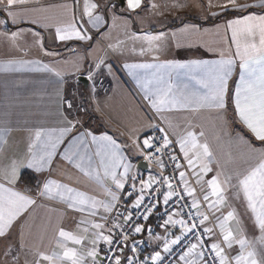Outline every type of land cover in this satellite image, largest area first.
<instances>
[{"label":"snow or ice","instance_id":"1","mask_svg":"<svg viewBox=\"0 0 264 264\" xmlns=\"http://www.w3.org/2000/svg\"><path fill=\"white\" fill-rule=\"evenodd\" d=\"M28 3L30 0H0V12L6 13L4 18L0 19V25L7 26L9 23L18 25L25 21L29 12L21 6ZM142 3L143 0H125L126 10L131 12L140 9ZM212 6V0H209V7ZM256 6L264 9V0H256V4L225 0V3L220 5L222 11H237L242 15L226 20L224 25L217 26V29L223 28L225 32L230 33V40L234 45V50L231 47L229 49L231 54L225 56L224 52H221L219 60H173L165 61L163 64L125 65L129 69L165 68L188 71L192 74L195 85L198 86L196 90L189 89L188 85H184L181 89L170 81L166 82L163 77L156 80L154 89L147 86L152 81L141 82L146 99L152 108L161 113L165 110L190 109L192 112H200L207 109L213 112L216 119L224 126L238 121L251 133L254 140L262 145L257 148L252 139H245L244 135L238 133L237 139L246 146L247 154L253 162H248L247 167L229 172L215 158L213 149L205 138V132L198 130V125L189 121L187 126L176 131L175 140L170 139L169 133L163 128L159 129L163 133L162 143L155 148L154 152H147L145 159L149 161L154 159L161 170L160 175L163 176L166 164L161 157L165 150L170 149L174 143L178 144L182 156L174 152L169 154V160L174 162L173 177L164 176L161 181L149 175L146 180L140 179V187L131 207L140 209L144 206L142 218L147 220L160 201L156 199L146 204L145 198L149 193L160 192L159 187L153 189V185L157 184H164L167 187V190L163 192L164 205H168L174 197L177 198L175 203L181 205V202L185 200L181 192L191 198V203H185L173 211L165 209L167 218L160 227L167 231L169 226H179L181 232L171 238L169 235L152 237L162 241V249L150 255V264H164L165 254L172 253L174 246L181 245L187 240L189 234L194 237V242L187 243L186 250L179 255L178 259L183 264H264V14L255 12L243 14L247 9ZM103 7L116 9L118 5L109 2ZM150 7L158 9L159 5L151 3ZM100 8L101 5L94 0H84L83 13L89 18L93 27L105 22L104 17L98 14ZM211 14L218 15V13ZM115 19L114 16L113 23ZM37 22L36 19L31 20L33 24ZM189 30L199 31V26L188 25L180 31L188 32ZM28 33L36 37V43L43 49V37L39 32H33L31 29L18 28L16 31H3L0 32V37H4L13 47L19 49L18 42ZM169 35L175 37L177 33L147 32L140 36L133 34L130 39L146 42L147 49L143 46L139 49L140 54L143 55L145 51H158ZM55 36L60 41L92 39L88 30L77 26L74 20L64 26L56 27ZM109 47L118 48L119 44L109 45ZM56 54L45 51V55ZM17 63L14 59L9 60L0 70H18L15 68ZM19 63L27 65L34 62L19 61ZM100 63H103V60ZM43 67L48 69V65ZM234 73L238 76V82H234L230 94L229 81ZM67 107L72 108L71 102H67ZM63 121L66 124L65 127L35 130L24 156L10 159L0 171V238L7 239L11 235L20 219L37 206V198L58 201L68 209L82 214L86 212L89 218L82 217L75 231H68L64 227L57 226L54 237L55 247L49 249L33 247L29 253H25L23 261L16 246L6 245L2 255L5 258L11 257V260L10 262L0 261V264H104L105 259L110 264H146L145 261L137 260L136 242L128 244L130 235L124 231L120 222L121 218L123 224L132 221V211L125 208L126 214L117 212L112 227L107 229L105 223L90 219L95 217L100 209L109 214L113 212L121 200L119 193L125 188L129 179L133 181L132 189L136 190V176L130 177L133 166L123 156L120 145L111 136L106 134L97 136L85 131L78 137H73L69 147L63 152V160L79 170L88 183L101 186L107 199H99L88 191H82L79 187L62 182L60 179H43L42 183L37 184L35 190L27 186L23 189L17 187L18 181L21 180L22 169L31 168L36 172H43L52 167L54 157L57 155L59 146L64 143L65 136L71 133L79 123V121L74 122L68 119L67 116H63ZM168 125L174 130L179 127L173 125L171 121H168ZM11 131L9 128L0 129V146L8 143L7 137ZM154 142L153 137L145 138L142 141L144 147L141 148L137 140L133 141L141 154L145 153V149H152ZM93 144L97 146L94 154L100 157L96 166H93L92 157L88 155V149ZM38 145H41L39 149ZM2 151L3 148L0 147V152ZM181 160L185 163H181ZM214 163L220 165L219 168L214 169ZM175 170H179V185L173 183L177 175ZM213 172L211 179L206 180L205 177ZM190 177H194L195 180L193 181ZM71 179L69 177L70 181ZM108 181L114 186L115 191L107 186ZM79 182L77 179V183ZM180 185L182 188L177 191ZM194 185H199V190L203 193L202 197H197L198 189ZM230 190L233 191V199L243 202L249 223H245V219H242L237 209L230 204ZM127 195L132 196L133 192H128ZM205 206L207 210H202ZM185 208L188 209L187 212L184 211ZM224 209H227L226 213ZM216 213L220 215L216 216ZM210 215L215 219L214 225L201 229L200 225L209 222ZM103 219L107 222L108 217L105 216ZM90 230L91 235H89ZM249 230L252 232L258 230L259 235H253L250 238ZM131 231L139 234L145 231V225L134 224ZM148 231L151 235L152 230L148 229ZM205 236L209 238L207 243ZM19 237L18 247L26 248L23 225H19ZM101 241L108 246L103 256L99 246ZM69 242L75 246L70 247ZM126 247H130L132 256L125 255ZM232 252L235 254L233 255ZM29 255L31 259L28 258Z\"/></svg>","mask_w":264,"mask_h":264},{"label":"crops","instance_id":"2","mask_svg":"<svg viewBox=\"0 0 264 264\" xmlns=\"http://www.w3.org/2000/svg\"><path fill=\"white\" fill-rule=\"evenodd\" d=\"M204 1L205 10L201 13L202 11L195 7L204 4ZM243 1L245 0H238V3L245 4ZM94 2L101 5L98 14L102 15L105 21L96 27H93L89 18L83 13L84 0H30V3L21 6L29 12L25 21L18 25L11 23L7 26L0 25V32H11L23 28L39 32L43 37V49L36 43V37L31 33L26 34L18 42L19 49L13 47L4 37H0V68L9 60L14 59L18 62L15 65L18 70H0V129L12 130L7 137L8 143L0 146L3 148L0 152V171L10 159L24 156L35 130L65 127L63 116H67L74 122L79 121L77 127L65 136L64 143L59 146L51 168L43 172H36L31 168L21 170V174L25 171L35 174L37 180L30 185L20 180L17 183L18 188L23 189L27 186L35 190L37 184L42 183L43 179L52 178L71 183L72 186L88 191L99 199H107L101 186L88 183L79 170L63 160V152L69 147L73 137L88 131L97 136L104 134L111 136L120 145L123 156L132 164L130 177L136 176V190H133L134 195L129 201L131 205L138 193L140 179L146 180L149 175L156 178L163 177L151 168L139 167L138 164L144 154H141L133 143L137 140L143 148L142 141L148 138L147 134L153 128L150 125H156L158 121L163 122L174 137L176 131L187 126L189 121L198 125V130L205 132V138L212 147L215 158L224 165L226 171L242 169L247 167L248 162H253L247 154L246 146L237 139V134L244 135L245 139H252L257 148L262 145L255 141L251 133L238 121L224 126L216 119L215 114L207 109L200 112H192L190 109L165 110L161 113L152 108L146 99L141 82L152 81L147 86L154 89L156 80L163 77L166 82L170 81L181 89L184 85H188L189 89L196 90L198 86L195 85L191 73L183 69L125 67L126 64H163L165 61L173 60L215 61L220 59L221 52H224L225 56L230 55V47L234 50L230 33L225 32L223 28L217 29V26L224 25L226 20L238 17L242 13L222 11L220 5H223L225 0H212V7H209V0H143L141 8L131 12L126 10L125 0L124 2L94 0ZM109 2L116 3L118 7L104 9L103 5ZM151 3L158 4L159 8L152 9ZM178 4L184 6L177 7ZM248 12L264 14V9L253 7L243 14ZM211 13H218V15ZM5 15L6 13L0 12V19H3ZM114 16L115 23H113ZM33 19L38 22L31 23ZM73 20L77 22V26L88 30V34L92 36L91 40L60 41L56 38L55 28L71 23ZM188 25H198L199 31H180ZM205 29L209 31L205 32ZM147 32L153 34L175 32L177 35L175 37L169 35L158 51H145L141 55L139 49L142 46L147 49L146 42L132 40L130 37L133 34L140 36ZM116 44H119L118 48L109 47ZM45 51L57 54L45 55ZM101 60L103 63H100ZM19 61L34 63L21 65ZM43 65H48V69H45ZM81 76L87 80V84L80 80ZM101 82L106 84L105 88L100 86ZM234 82H238V76L235 73L229 81L230 94ZM67 102H71V109H68ZM168 121L179 127L174 130L169 127ZM40 146L38 145V149ZM96 147L93 144L88 149L93 166H96L100 160V157L94 154ZM219 166L213 164L214 169ZM213 175L214 172L209 173L205 179H211ZM69 177L72 178L71 181ZM190 179L195 180L194 177ZM107 186L115 191L110 181L107 182ZM194 186L198 189L197 197H202L203 193L199 190V185ZM229 201L240 213L241 218L245 219V223H249L243 202L233 199L232 190L229 191ZM224 211L226 213L227 209ZM107 214L100 209L96 216L90 219L105 223L103 217ZM215 215L219 216L220 213ZM82 217L89 218L86 212L82 214L68 209L58 201L37 198V206L20 219L11 235L7 239L0 238V261L10 262L11 260V257L5 258L2 255L8 244L16 246L21 261L25 258V253H29L33 247L54 248L57 226L64 227L68 231H75ZM154 219L151 217L144 223L145 231L141 234L150 255L162 249V241L153 239V235H150L148 231ZM214 223L215 219L210 215L209 222L203 226L212 227ZM19 225L24 226V243L27 245L24 249L18 247ZM105 226L106 229L109 228L106 223ZM180 232L179 226H169L167 231L161 227L158 236L169 235L171 238L173 235H179ZM253 235L258 236V230L256 232L249 230V237ZM69 246L75 245L69 242ZM99 246L102 249V255L106 244L101 241ZM235 247L238 248V246ZM232 254L234 255L235 252ZM28 258L31 259V256L29 255ZM177 264H183V262L178 261Z\"/></svg>","mask_w":264,"mask_h":264},{"label":"built area","instance_id":"3","mask_svg":"<svg viewBox=\"0 0 264 264\" xmlns=\"http://www.w3.org/2000/svg\"><path fill=\"white\" fill-rule=\"evenodd\" d=\"M100 86L102 88H105L106 84L101 82ZM155 126H157V127H153L147 134L148 137L155 138L154 146H153L152 149H147L145 151L143 158H145V155H146L147 152H149V151L154 152L155 148L159 147L160 143H162L163 133L160 132V130H159L160 128H163L165 131H167L169 133V138L170 139L175 140V137L166 129V127L163 124V122L158 121ZM172 152H174L178 156H182V153L179 152V145L178 144L174 143L170 147V149L165 150L164 154L161 157L165 161V164H166V167L163 170V177L164 176L173 177L174 162H171L169 160V154L172 153ZM145 160L147 161V163H148V165L150 166L151 169H153V170L157 171L158 173H160L161 170L159 169V166L155 163L154 159L151 160V161H149L148 159H145ZM180 162L181 163H185L183 160H181ZM175 171H176L177 175L173 179V183L179 185L180 184V182L178 180V171L179 170H175ZM163 177L162 178H157V179L162 181ZM131 185H132V180L130 179L127 182L124 190L120 193L121 200H120L119 204L113 210L112 213H110V214L108 213L107 214L108 220H107V222H105V221L104 222L106 223V225L108 227H112V223L114 222V220L116 218V213L117 212H121V213H125L126 214L125 208H127L130 211H132L133 212V220L132 221H130L128 224H123V220L121 218L120 222H121V224L123 226L124 231L128 232L129 235H130V240L128 241V244L130 245L133 241L136 242L137 260L138 261H145L146 264H150V261H149L150 254L148 253L146 243L143 241V239L141 237L142 232L137 234V233L131 231L132 226L134 224H144L151 217H154L155 218L154 222L149 225L148 229L152 230L151 235L157 236V235L160 234V229H161L160 225H162L164 219L167 218L166 213H165V209L167 208L168 211L177 210L185 203L190 204L191 203V198L187 197L185 193L181 192V195L185 196V200L181 202V205H177L175 203V200L177 199L176 197H174L173 200L170 201L168 205H164L163 204V192L167 190L166 185H164V184L153 185V189L159 187L160 188V192L159 193H154V194L153 193H149L148 195H146L145 203L148 204L149 202H154L156 199H159L160 202L156 205V208L153 210L152 215H150L147 220H144L142 218V214L145 211L144 206H141L140 209H134V208L131 207L132 204L131 205L129 204V201L131 200L132 196L134 195V192H133V189H132ZM181 188H182V185H180V187L177 188V191H180ZM128 192H133V195L132 196H128L127 195ZM202 210H207L206 206ZM184 211L187 212L188 209L185 208ZM193 211H195V210H193ZM184 218L188 219L187 216H184ZM200 228L203 229L204 226L200 225ZM114 231H119V230L118 229H114ZM141 241H142V243H141ZM189 242H194V237L191 234H189V237L187 238V240L182 242L181 245L174 246V249H173L172 253L165 254L166 258H165L164 264H177L178 261H179V259H178L179 255L182 254V252L186 250V245ZM205 242L206 243L208 242V237L207 236H205ZM107 247L108 246L106 245L105 250L107 249ZM103 255H104V252H103L102 256ZM125 255L126 256H132V252H131L130 247H126L125 248ZM104 264H110V262L107 259H105Z\"/></svg>","mask_w":264,"mask_h":264},{"label":"trees","instance_id":"4","mask_svg":"<svg viewBox=\"0 0 264 264\" xmlns=\"http://www.w3.org/2000/svg\"><path fill=\"white\" fill-rule=\"evenodd\" d=\"M121 2H124V0H121ZM37 177L35 174H32L28 171H25L21 174V182L24 184H34L36 183Z\"/></svg>","mask_w":264,"mask_h":264},{"label":"water","instance_id":"5","mask_svg":"<svg viewBox=\"0 0 264 264\" xmlns=\"http://www.w3.org/2000/svg\"><path fill=\"white\" fill-rule=\"evenodd\" d=\"M80 80H81L83 83L87 84V80H86L83 76L80 77ZM138 165H139V167H141V168H143V169H148V168H150V166L148 165V163H147V161L145 160V158H142V159L140 160V162H139Z\"/></svg>","mask_w":264,"mask_h":264},{"label":"rangeland","instance_id":"6","mask_svg":"<svg viewBox=\"0 0 264 264\" xmlns=\"http://www.w3.org/2000/svg\"><path fill=\"white\" fill-rule=\"evenodd\" d=\"M243 2L245 4H256V0H245ZM256 7H259V6H256ZM195 8H197L199 11H202L201 13H203L205 10V1H204V4L198 5Z\"/></svg>","mask_w":264,"mask_h":264}]
</instances>
